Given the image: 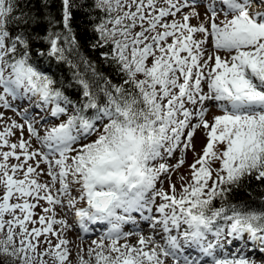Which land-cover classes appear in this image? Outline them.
I'll use <instances>...</instances> for the list:
<instances>
[{"label":"snow or ice","instance_id":"1","mask_svg":"<svg viewBox=\"0 0 264 264\" xmlns=\"http://www.w3.org/2000/svg\"><path fill=\"white\" fill-rule=\"evenodd\" d=\"M40 3L0 0V264H264V0Z\"/></svg>","mask_w":264,"mask_h":264},{"label":"trees","instance_id":"2","mask_svg":"<svg viewBox=\"0 0 264 264\" xmlns=\"http://www.w3.org/2000/svg\"><path fill=\"white\" fill-rule=\"evenodd\" d=\"M35 3H36V9H41L40 0H35ZM55 7H56V5L54 3L53 10H55ZM43 28H44V26L41 25L37 29V31H40L42 33ZM79 31L82 33V35L80 36V40H81V44H82V49H81L82 52L84 53L85 56L89 57L90 59L98 60V57H99L98 52H93L89 48L83 46L85 43V39H86L87 34L83 33V24L82 23H80ZM38 46L43 47V45H38ZM41 63H44V62L41 61ZM100 70L104 71L105 73H109L111 71L110 69L104 68L102 65L100 66ZM62 75L64 77L70 78L71 73L66 67H64L62 69ZM68 94L70 96H73V98H75L72 90H69ZM241 196L245 200H254L258 204L260 202V199L262 197H264V185H258L255 181H253L247 189H245L244 191L241 192Z\"/></svg>","mask_w":264,"mask_h":264},{"label":"rangeland","instance_id":"3","mask_svg":"<svg viewBox=\"0 0 264 264\" xmlns=\"http://www.w3.org/2000/svg\"><path fill=\"white\" fill-rule=\"evenodd\" d=\"M9 115H11V113H9ZM201 143H202V138H201L200 135L198 134V136H197V148H198V149H199ZM188 160H189V162H191V160H192V155H191V153L188 154ZM181 171H183V169H182ZM174 179H175V177H174ZM164 186L167 187V183H165ZM75 237H76V234H75V233H72V234H70V237H69V238H70V239H75Z\"/></svg>","mask_w":264,"mask_h":264}]
</instances>
